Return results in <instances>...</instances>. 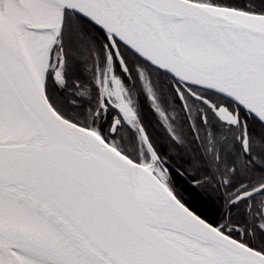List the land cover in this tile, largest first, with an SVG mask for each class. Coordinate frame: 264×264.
<instances>
[{
  "label": "water",
  "instance_id": "water-1",
  "mask_svg": "<svg viewBox=\"0 0 264 264\" xmlns=\"http://www.w3.org/2000/svg\"><path fill=\"white\" fill-rule=\"evenodd\" d=\"M46 1L60 18L37 29L51 30L54 42L65 15L73 14L106 36L123 69L117 44L264 125V22L194 0ZM0 251L47 264H264V254L202 219L144 165L53 107L23 31L4 3Z\"/></svg>",
  "mask_w": 264,
  "mask_h": 264
},
{
  "label": "flooded vegetation",
  "instance_id": "flooded-vegetation-1",
  "mask_svg": "<svg viewBox=\"0 0 264 264\" xmlns=\"http://www.w3.org/2000/svg\"><path fill=\"white\" fill-rule=\"evenodd\" d=\"M109 49L101 87L107 89L115 77L124 93L115 90V99L102 93V121L111 122L103 140L133 162L157 167L181 202L185 193L174 181L183 179L217 207L211 225L264 254V125L229 100L161 76L146 63L151 70L139 71L147 107L141 115L134 86L126 85L130 74L120 51L126 70ZM181 149L200 165L187 170L184 165L191 162L179 161Z\"/></svg>",
  "mask_w": 264,
  "mask_h": 264
},
{
  "label": "trees",
  "instance_id": "trees-1",
  "mask_svg": "<svg viewBox=\"0 0 264 264\" xmlns=\"http://www.w3.org/2000/svg\"><path fill=\"white\" fill-rule=\"evenodd\" d=\"M198 2H208L217 6H224L247 12L249 14L264 16V0H194ZM66 18L71 19L70 37L67 38L68 50L63 47L62 36L59 38L61 44L59 50L65 59L66 78L63 82L55 81L54 98L50 101L54 108L65 118L86 128H97L104 137L108 135L109 126L102 121L101 111V89L98 82L105 66L106 54L109 52V45L106 36L97 28L92 26L82 18L73 14H66ZM64 30V29H63ZM64 32V31H63ZM57 41V42H58ZM120 54L128 68L130 79L127 87L134 86L138 101L137 110L139 114H147L144 105L145 93L140 83L139 71L149 69L143 61L129 52L127 49L117 44ZM57 47H53L52 53ZM115 64V63H114ZM164 76L162 73H157ZM50 81L48 77L47 83ZM144 127L143 123L140 124ZM184 150V149H183ZM182 149L177 155L179 161L186 163L187 170H194L200 162L194 155L189 159ZM196 159V160H195ZM193 160V161H192ZM195 160V161H194ZM194 162V163H192ZM185 172H188L186 171ZM180 187L185 193L183 203L195 214L200 216L208 223H213L216 219L218 209L208 197L196 193L183 179L176 176L174 187ZM206 186V185H205Z\"/></svg>",
  "mask_w": 264,
  "mask_h": 264
},
{
  "label": "bare ground",
  "instance_id": "bare-ground-1",
  "mask_svg": "<svg viewBox=\"0 0 264 264\" xmlns=\"http://www.w3.org/2000/svg\"><path fill=\"white\" fill-rule=\"evenodd\" d=\"M6 4L13 13L18 25L21 27L27 42L32 60L41 81H44L49 66L50 52L54 43V36L51 30H39L38 27L53 26L60 18V10L46 0H0ZM0 3V4H1ZM33 7V8H32ZM227 15L244 18L255 22H264V16L256 17L243 14L242 12L221 9ZM147 169L149 167L145 166ZM150 170V169H149ZM47 264L13 252L11 258H7L0 251V264Z\"/></svg>",
  "mask_w": 264,
  "mask_h": 264
},
{
  "label": "rangeland",
  "instance_id": "rangeland-1",
  "mask_svg": "<svg viewBox=\"0 0 264 264\" xmlns=\"http://www.w3.org/2000/svg\"><path fill=\"white\" fill-rule=\"evenodd\" d=\"M203 3L210 4L208 2H203ZM214 6H217V5H214ZM219 7H224V6H219ZM224 8H228V7H224ZM229 9H233V8H229ZM234 10H237V9H234ZM238 11H241V10H238ZM64 21L65 22H64V27H63V29H64L63 31L64 32L62 31L63 32L62 41H64L63 42V47L65 48V46H66V48L68 50V43H66V41H67V38L69 40V37H70V30L71 29L69 28L70 27L69 24L72 23V21H71V19L66 18V16H65ZM57 41L53 43L52 49H53V47H57V49L55 50L54 53H52V51H51L50 58H49L48 70H47L46 75H45V78H44L45 79L46 93H47V96H48V98H49L50 101H53V98H54V93H55L54 85H55V81L63 82L65 80V78H66V65H67V62L65 63V59L63 58V55L61 54L62 52H61V50H59V48H60V46H61L62 43L60 44V42L59 41L57 42ZM103 67H104L103 70L105 71L106 66H103ZM48 77L50 78V81L46 85ZM113 78H114V80L112 82H110V83L107 84V86H106L107 89H105V88L104 89L107 91V94H109L110 96H112V98L115 99V90L118 91L117 93H120L119 92V89H120V91L122 93H124V89H123L122 84H120L118 82L119 79L118 78H115V77H113ZM98 82L100 84L101 96H102V93L105 96L106 92L103 89V87H101L100 78H99ZM90 129H93L94 131H96L102 137V135L100 134V132L98 131L97 128H90ZM108 142H106V143L115 148V143L114 142H112V143H111V141H110V143H108ZM152 169L153 170L155 169L154 171H157L158 172L157 173L158 174L157 176L170 188L167 180L164 178L163 175H161V172L158 170V168L152 166Z\"/></svg>",
  "mask_w": 264,
  "mask_h": 264
}]
</instances>
